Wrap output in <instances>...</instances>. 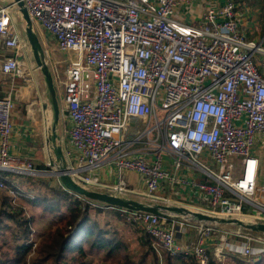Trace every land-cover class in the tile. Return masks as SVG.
Instances as JSON below:
<instances>
[{
  "label": "built area",
  "instance_id": "built-area-1",
  "mask_svg": "<svg viewBox=\"0 0 264 264\" xmlns=\"http://www.w3.org/2000/svg\"><path fill=\"white\" fill-rule=\"evenodd\" d=\"M22 1L33 22L70 57L62 101L72 122L68 168L75 181L124 196L137 193L124 178L134 172L148 202L243 220H249L243 213L249 204L264 223V203L257 202L260 160L253 154L264 148V46L242 32L234 2L208 8L198 24H185L175 13L195 0ZM15 6L0 7V37L13 51L1 69L27 77L22 59L27 43L11 24ZM13 106L9 96L0 99V188L6 187L4 173L43 172L9 154ZM134 119L143 127L129 139ZM142 140L152 150L133 155L130 147ZM106 162L115 167V184H103L93 174ZM184 169L194 174L180 176ZM178 185L196 191L184 193ZM11 194L15 203L19 193ZM121 213L171 256L193 255L198 264H209L208 245L217 242L216 234L221 241L227 237L220 225ZM184 226L196 230L195 241L177 242ZM237 236L245 241L230 247L242 257L254 256L253 243L264 244V235L239 230ZM31 240L36 242L33 235Z\"/></svg>",
  "mask_w": 264,
  "mask_h": 264
},
{
  "label": "crops",
  "instance_id": "crops-1",
  "mask_svg": "<svg viewBox=\"0 0 264 264\" xmlns=\"http://www.w3.org/2000/svg\"><path fill=\"white\" fill-rule=\"evenodd\" d=\"M227 1L235 3L236 17L240 22L242 32L248 39L250 35L261 33L262 27L264 26V10L261 6L262 0H195L190 3L182 4L175 13V18L185 24H198L202 20V17L208 8L220 9L226 5ZM8 3L11 5L13 4V1L11 0L7 2L6 5ZM10 16L12 26L19 32V34H21L27 43L23 51L25 54L22 59L28 65L29 75H27V77H21L3 73L1 67L6 58L12 55L13 51L5 46L3 37H0V99L9 96L14 104L12 111L13 132L10 137L9 154L13 158H17L22 162L32 163L36 169L45 170L44 168L51 165L53 158L54 161H56V157L50 143L52 111L47 99L46 86L43 76L34 61L30 45L28 44L24 34L25 22L17 7H13ZM40 39L44 48L45 44L48 43V46L49 44H51L52 47L55 45V47L59 50L56 41L48 32L44 31V29L40 34ZM261 41H264V36ZM58 97L61 106V117L58 128V134L61 138L59 144H61L67 163L69 164L70 155H73L74 153L69 138V130L72 127V122L64 109L62 96H60L59 92ZM142 127V120H132L130 122V128L126 133V137L133 139ZM263 149L264 148H262V150ZM145 150H152V147L145 140L140 142L135 141L130 147V151L133 155H140ZM253 154L260 160L259 188L261 191H258L257 193V202L264 203V152L260 153L253 151ZM93 174L98 176L103 184L111 185L117 183L118 181L115 167L110 162L104 163L99 169L95 170ZM179 174L180 176L189 175L191 177L194 173L193 171L184 169ZM44 177L48 176L44 175ZM124 178L128 186L137 191L136 194H128L126 197L146 202L147 198L144 193L146 189L140 175L127 171L124 173ZM176 189L184 191V193L186 191H196V189H187L180 185H178ZM163 191L170 190L164 189ZM24 206L25 209L29 211L26 205ZM243 209V213L247 219L253 222L258 221V219H256L258 213L254 207L249 204H244ZM188 228H191V230ZM226 228L231 230H227ZM220 229L221 232H225L227 234V237H234V242L236 244H239L237 241V238H239L237 236L239 230L245 234H250L244 232L243 229H239L231 225H220ZM196 237V230L193 227L186 226L183 232L178 235L177 242L181 244H188L195 241ZM139 249L140 251L144 250L141 246H139ZM208 250L209 252H212L213 257L217 260V262H222L224 260L225 253H223V251H219L218 248L217 250L215 249V251L213 243L208 245ZM232 251L236 253L235 255L237 257L240 255L238 251ZM175 261L176 262H174V264H185L181 261ZM262 261H264V254H256V256L254 255L250 258V260H247L249 264H261Z\"/></svg>",
  "mask_w": 264,
  "mask_h": 264
},
{
  "label": "trees",
  "instance_id": "trees-1",
  "mask_svg": "<svg viewBox=\"0 0 264 264\" xmlns=\"http://www.w3.org/2000/svg\"><path fill=\"white\" fill-rule=\"evenodd\" d=\"M3 176L8 179L6 187L0 189V264H89V253L100 250L106 251L108 257L120 253V264H149V259L150 264H174L175 260L198 264L193 255L171 256L142 228L127 223L120 208L103 203L100 204L105 206L104 209L94 208L88 203L91 200L77 197L48 177L10 173H4ZM12 190L19 193L15 203ZM21 198L30 207H41L44 213H60L63 208L66 213H60V225L52 227L45 236L33 243L30 241L34 234L35 218L28 215L25 206L19 203ZM91 210L97 214H112L117 220L142 232L139 246L144 250L140 251L138 260L122 253L127 250V246L117 231L101 228L96 220L92 222ZM6 246L10 249H5ZM32 252L37 253L34 259L29 256ZM209 253V264H218L212 252ZM234 257L237 258L236 255Z\"/></svg>",
  "mask_w": 264,
  "mask_h": 264
},
{
  "label": "water",
  "instance_id": "water-1",
  "mask_svg": "<svg viewBox=\"0 0 264 264\" xmlns=\"http://www.w3.org/2000/svg\"><path fill=\"white\" fill-rule=\"evenodd\" d=\"M12 1L18 8L25 22L24 34L28 41V44L30 45L34 61L43 76L46 86L47 99L52 111L50 143L56 157V161L54 164L58 167V171L55 170L49 173V176L51 175L57 177L63 187L67 191H70L72 194H76L91 201L103 203L108 206L117 207L133 212L150 213L162 218H174L182 221L187 220L193 222L211 223L221 226L231 225L239 229L264 235V223L262 222H253L250 220L246 221L239 218H224L220 216L209 215L206 213L195 212L191 209H188L187 207L169 206L161 203L139 201L134 198H128L110 194L107 192L91 190L75 181L70 174L68 163L62 146L61 144H59L61 141V138L58 134L61 117V106L57 94V87L53 71L51 70L47 62L43 44L34 28V22L28 12L27 7L22 0Z\"/></svg>",
  "mask_w": 264,
  "mask_h": 264
},
{
  "label": "rangeland",
  "instance_id": "rangeland-1",
  "mask_svg": "<svg viewBox=\"0 0 264 264\" xmlns=\"http://www.w3.org/2000/svg\"><path fill=\"white\" fill-rule=\"evenodd\" d=\"M9 1H11V0H0V7L3 5H6V3ZM262 1H261V4H262L261 6L263 7V10H264V0H262ZM7 6H10V4L8 3ZM34 28H35V30H36L39 38H40V34L43 31L42 27L38 23L34 22ZM263 36H264V26L262 27L260 34L255 33L253 35H250L249 39L252 41H255L256 43H262V45L264 46V41H261L263 39ZM44 50H45L47 62L49 64L51 70L53 71L57 90H58L60 96H62V83L66 79L65 73L69 67V58L70 57L68 54H65V53L61 52L60 50H58L55 47V45L52 47V45L49 44V46H48V43L45 44ZM263 150L260 147H256V149L254 151L263 153L264 152ZM54 163H55V161L53 158L51 165L48 166L46 170H42L43 172H41V175L48 176V178L50 180H52L54 182H58L57 177L51 176V175L49 176V173H51L55 170L58 171V167L55 166ZM68 167H69V164H68ZM23 175H27V174H23ZM27 176H30V175H27ZM0 189H2V188H0ZM124 196H128V195H124ZM19 203L26 205V207L29 209L28 215L33 216L35 218L34 225H33L34 226L33 237L37 241H38V239L40 240V238L42 236H45L52 229V227L55 228V226L57 227L58 225H60V222H59L60 215L66 213L65 208L60 210L61 214L59 212H57L55 214H51L48 212L44 213V211L41 207H29L27 202L23 198L19 199ZM91 211H92V222L96 220V221H98V224L101 228L110 229L111 231L112 230L117 231L119 233V238L127 246V250L122 252V253L123 254H129L135 260H138V257L140 256V253H141L140 249H139V240L142 237V232L138 231L135 227L126 225L123 222L117 220L116 218L113 217L112 214L111 215L110 214H97L95 210H91ZM188 229L191 230V228H188ZM226 229L231 230L228 228H226ZM220 238H221V235L219 236L218 234H216L213 237V239L217 241L216 243H213L214 244V250L215 249L217 250V248H218V249L222 250L223 253H225L224 260L222 262H218V264H249V262H247L246 259L250 260V257H245V256L242 257L241 254L237 258L234 257L236 253H234L230 247L232 244H236L234 242V239H235L234 237H231V238L228 237L227 238L226 236H224L222 241ZM240 240H244V239H238L237 238L238 242ZM252 247H253V249H255V251H254L255 256H256V254L261 253V250H264V244L263 243H253ZM8 248L9 247L6 246L5 249H8ZM229 253H232V254H229ZM29 256L31 259H34L37 256V253L32 252ZM121 260H122V255L120 253H118V254L116 253L115 255L108 257L106 251H103V250L90 252L89 258H88L89 264H120ZM243 261H245V262H243ZM148 263L150 264V259H149ZM261 264H264V261H262Z\"/></svg>",
  "mask_w": 264,
  "mask_h": 264
},
{
  "label": "bare ground",
  "instance_id": "bare-ground-1",
  "mask_svg": "<svg viewBox=\"0 0 264 264\" xmlns=\"http://www.w3.org/2000/svg\"><path fill=\"white\" fill-rule=\"evenodd\" d=\"M26 73H27V75H28V74H29V71H27ZM246 221H248V220H246Z\"/></svg>",
  "mask_w": 264,
  "mask_h": 264
}]
</instances>
